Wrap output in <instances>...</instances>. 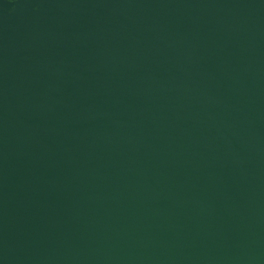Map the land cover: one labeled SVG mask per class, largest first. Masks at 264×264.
<instances>
[{
	"label": "water",
	"instance_id": "obj_1",
	"mask_svg": "<svg viewBox=\"0 0 264 264\" xmlns=\"http://www.w3.org/2000/svg\"><path fill=\"white\" fill-rule=\"evenodd\" d=\"M0 264H264V0H0Z\"/></svg>",
	"mask_w": 264,
	"mask_h": 264
}]
</instances>
